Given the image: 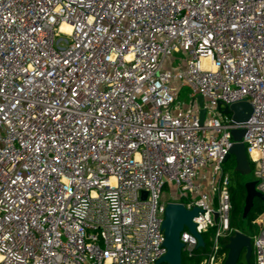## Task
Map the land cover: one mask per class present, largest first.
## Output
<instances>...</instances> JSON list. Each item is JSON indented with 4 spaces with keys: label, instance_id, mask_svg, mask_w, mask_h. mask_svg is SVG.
<instances>
[{
    "label": "built area",
    "instance_id": "built-area-1",
    "mask_svg": "<svg viewBox=\"0 0 264 264\" xmlns=\"http://www.w3.org/2000/svg\"><path fill=\"white\" fill-rule=\"evenodd\" d=\"M234 128L264 205V0H0V264H158L168 203L219 264Z\"/></svg>",
    "mask_w": 264,
    "mask_h": 264
},
{
    "label": "water",
    "instance_id": "water-1",
    "mask_svg": "<svg viewBox=\"0 0 264 264\" xmlns=\"http://www.w3.org/2000/svg\"><path fill=\"white\" fill-rule=\"evenodd\" d=\"M194 99H196L198 105L201 107L199 111V123L202 124L205 116V109L203 108L204 100L201 95H196ZM218 109L223 114H231L232 120L235 123L245 122L252 113V106L247 101L236 102L224 107H221V103H218ZM230 133L233 143L229 148L228 155L225 157L224 162L230 156H233L235 159V171L241 174H248L251 171V167L246 155L245 146L241 142L244 129L234 128ZM255 185V181H248L245 184L246 197L244 216L251 209L254 197L262 199V195L256 190ZM143 195H145V193H143ZM197 213V208L188 210L177 203H168L166 205L162 223L165 235L164 246L166 248V253L159 259L158 263L182 264L181 253L183 244L180 237L184 228H187L196 238L198 246H203L202 236L196 232L193 222V217L196 216ZM214 218H217V214H214ZM225 247L227 249V255L223 264H236L243 250L245 251L246 261H249V257L252 254L250 237L239 230L234 231L233 234L228 236Z\"/></svg>",
    "mask_w": 264,
    "mask_h": 264
},
{
    "label": "trees",
    "instance_id": "trees-1",
    "mask_svg": "<svg viewBox=\"0 0 264 264\" xmlns=\"http://www.w3.org/2000/svg\"><path fill=\"white\" fill-rule=\"evenodd\" d=\"M251 171L248 174H241L235 171V159L233 156H230L225 162L223 170L229 176V193L231 198V211H230V228L231 233H234V230L237 229L250 238L258 233L263 227L262 223L252 222L257 217L261 216L264 221V205L262 199L259 197H254L253 205L251 209L244 216V206H245V197L246 189L245 184L248 181L254 179L253 176V165L250 163ZM216 226L210 227L206 232L202 233L203 246L196 247L191 253L187 251H182V264H201L204 259L207 257L208 253L211 250L212 246V236L214 235ZM250 235H249V233ZM229 234L221 237L219 239V253L226 254L227 249L225 247ZM158 264H167L165 262ZM236 264H255L254 256L252 254L249 261H246L245 251L243 250Z\"/></svg>",
    "mask_w": 264,
    "mask_h": 264
},
{
    "label": "rangeland",
    "instance_id": "rangeland-1",
    "mask_svg": "<svg viewBox=\"0 0 264 264\" xmlns=\"http://www.w3.org/2000/svg\"><path fill=\"white\" fill-rule=\"evenodd\" d=\"M174 65H176V62H174L173 63ZM191 92V89H190V87H188V86H186V85H184V86H182V88H181V91H180V95H179V101L180 102H183V103H185V102H187L188 100H189V93ZM224 167V163L222 164V168ZM224 171V170H223ZM206 188L208 187V186H205ZM162 196H163V199L165 200V201H168V200H171L172 199V196H173V192L172 191H170V189H168V188H164L163 189V194H162ZM252 222H254V223H262L263 222V220H262V217L261 216H259V217H257L256 219H254ZM249 233V232H248ZM249 235H250V233H249ZM253 254V253H252ZM252 254L250 255V257H249V260H250V258H251V256H252ZM226 255H227V252H226V254L223 256V258L221 259V261H219L218 263L219 264H223L224 263V261H225V258H226Z\"/></svg>",
    "mask_w": 264,
    "mask_h": 264
},
{
    "label": "bare ground",
    "instance_id": "bare-ground-1",
    "mask_svg": "<svg viewBox=\"0 0 264 264\" xmlns=\"http://www.w3.org/2000/svg\"><path fill=\"white\" fill-rule=\"evenodd\" d=\"M63 29H64V30H67V31L69 30L68 27H65V26H63Z\"/></svg>",
    "mask_w": 264,
    "mask_h": 264
}]
</instances>
